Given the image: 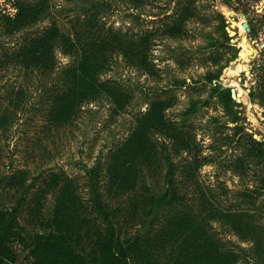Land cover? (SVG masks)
<instances>
[{"label": "trees", "instance_id": "16d2710c", "mask_svg": "<svg viewBox=\"0 0 264 264\" xmlns=\"http://www.w3.org/2000/svg\"><path fill=\"white\" fill-rule=\"evenodd\" d=\"M13 1L16 13L12 17L0 14L8 36L50 14L49 0ZM118 1L125 3L127 10H136L146 3V0ZM192 3L175 0L172 8L164 9L160 24L164 36L179 38L185 33L187 20L197 15V6ZM103 7V2L84 0L80 4L83 16L76 18L72 30L64 32L51 21L38 32L26 35L9 54L23 75L48 78L50 84H43L48 106L45 114L47 123L54 128L73 121L85 103L102 98L109 101L114 113L125 111L133 99L131 90L102 76L111 70L116 58L140 72L153 71L154 30L105 26L100 16ZM128 16L130 22L139 18L134 12H128ZM226 26L221 18L220 29L227 35ZM57 52L68 58L59 67ZM222 67L205 73L201 88L208 86L207 97L191 100L179 121H171L167 115L175 100L174 96L167 97L168 90L149 100L146 109L135 114L126 137L114 144L105 157H98L90 168L84 167L85 196L64 172L50 173L48 180L43 178L39 183L26 182L27 170H11L0 176L5 187L15 188L24 196L9 208H0V264H16L19 252L15 243L27 250L28 264H241L244 257L240 252H250L253 264L264 262V140L249 137L242 146L236 141L233 147L236 154L228 166L243 173L248 168L254 169L257 173L253 174V180L257 184L241 193L240 203L226 208L203 191H190L187 197V186L180 187L181 178H177L178 170L185 169L187 179L196 186L194 167L198 161L204 164L209 156L192 153L183 168L173 160V155L193 148L188 137L176 131L178 126H185L198 103L207 105L216 98L225 112L233 116L231 121L238 122L231 90L220 82ZM234 71L227 70L228 76H233ZM7 94L9 104L17 107L22 89L10 88ZM7 105L0 106L1 132L7 129L14 114L7 110ZM232 129L236 136L241 127L236 124ZM155 131L173 138L171 151L166 152L161 142V148L157 145ZM160 164L164 170L159 191L148 184V177H156L155 170ZM126 192L130 194L129 208L113 205L112 199ZM49 194L54 201L50 212L45 214L43 200ZM24 211L45 232L28 234L19 222ZM122 215L138 223L132 234L126 235L119 225ZM215 223L250 246L234 250L213 232Z\"/></svg>", "mask_w": 264, "mask_h": 264}, {"label": "rangeland", "instance_id": "374dc122", "mask_svg": "<svg viewBox=\"0 0 264 264\" xmlns=\"http://www.w3.org/2000/svg\"><path fill=\"white\" fill-rule=\"evenodd\" d=\"M95 1L103 2L100 16L105 26H126L134 31L146 28L154 30L151 51L153 71L140 72L126 65L120 57L116 58L111 70L102 76L115 79L131 90L133 99L125 111L114 113L109 101L102 98L85 103L73 121L54 128L47 123L45 114L48 106L43 84H50L46 81L48 78L38 74L31 77L23 75L9 54L26 35L38 32L51 21H55L64 32L72 30L76 18L83 16L80 4L84 0H49L50 14L47 18L12 36L6 34L4 21L0 20V106L8 104L7 110L14 113L7 129L0 131V176L11 170H27L26 182L39 183L43 178L48 180L50 173L64 172L74 179L81 195L85 196L84 167L90 168L98 157H105L114 144L126 137L134 124L135 114L143 112L149 100L161 95L162 90H168L167 97L174 96L175 100L167 115L171 121H179L191 100L207 97L208 86L201 88L205 73L224 66L220 82L224 88H235L242 102L241 106H234L238 122L231 121L233 116L225 112L216 98L208 101L207 105L198 103L195 113L188 115L185 126H178L176 131L180 136L188 137L193 148L190 152L187 150L173 155V160L183 168L192 153L210 157L204 164L198 161L194 167L196 186L187 179L185 169L178 170L177 178H181L180 187L187 186V197L190 191H203L213 196L216 204L224 208L240 203L241 193L257 184L253 180V174L257 172L249 168L246 173L238 172L230 169L228 164L235 157L233 147L236 141L242 146L249 137L264 140V0H192L197 6V15L187 20L185 33L179 38L164 36L160 27L162 12L168 6L172 8L175 0H146L136 10H127L128 6L118 0ZM16 11L13 0H0V14L12 17ZM128 12H134L139 18L130 22ZM169 13L170 10L167 11ZM221 18L225 20L226 28L237 31L235 36H229L227 31V35L223 34ZM245 26L250 28L249 32L244 30ZM56 56L58 67L68 61L59 52ZM229 69H235L233 76H228ZM10 88L22 89L17 107L9 104L7 91ZM236 124L241 130L233 136L235 130L232 128ZM154 136L158 138L160 148L159 142L165 150L171 151L173 138L168 133L155 131ZM160 166L155 170L158 174L154 179L148 177V184L159 191L163 186L164 170L163 164ZM5 186L3 181L0 182V208H9L19 199L22 201L24 196L21 191ZM33 190L31 188L30 192ZM129 195L126 192L118 198L114 197L113 205L128 209ZM25 197L28 198L27 195ZM43 201V211L48 214L53 206L52 194ZM30 218L26 211L19 217L21 226L28 234L45 232L39 223ZM118 221L126 235L132 234L138 226L126 215L119 216ZM212 229L234 250L250 246L224 226L215 223ZM14 245L19 252L16 264H28L27 250L20 248L18 243ZM239 254L244 257L241 264H253L250 252ZM260 264H264L263 260Z\"/></svg>", "mask_w": 264, "mask_h": 264}, {"label": "water", "instance_id": "95a60500", "mask_svg": "<svg viewBox=\"0 0 264 264\" xmlns=\"http://www.w3.org/2000/svg\"><path fill=\"white\" fill-rule=\"evenodd\" d=\"M226 29H227V32H228L229 36H231V37L235 36L236 33H237V31H235V30H231L229 28H226ZM244 30L246 32H249L250 28L245 26ZM262 46H263V44H262ZM230 92H231V97L235 100L236 105L237 106H241L242 102L240 101V98L237 96V90L235 88H232Z\"/></svg>", "mask_w": 264, "mask_h": 264}, {"label": "flooded vegetation", "instance_id": "af4514ba", "mask_svg": "<svg viewBox=\"0 0 264 264\" xmlns=\"http://www.w3.org/2000/svg\"><path fill=\"white\" fill-rule=\"evenodd\" d=\"M225 30L227 31V29L225 28ZM250 31V30H249Z\"/></svg>", "mask_w": 264, "mask_h": 264}]
</instances>
